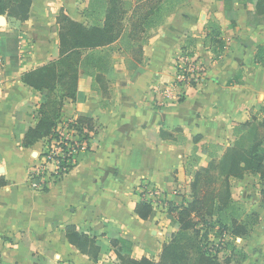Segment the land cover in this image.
Masks as SVG:
<instances>
[{
  "label": "crops",
  "instance_id": "crops-1",
  "mask_svg": "<svg viewBox=\"0 0 264 264\" xmlns=\"http://www.w3.org/2000/svg\"><path fill=\"white\" fill-rule=\"evenodd\" d=\"M129 3L133 7L136 0ZM106 10L102 0H32L27 21L0 16V39L8 52L19 55L17 67L0 56V264H35L37 259L43 264H95L64 233L68 226L85 231L105 223L133 243L134 259L158 262L163 246L179 233L168 216L169 206L192 202L195 173L220 161L229 148L254 146L264 116L245 125L253 110L264 106V65L256 62L264 47V25H249L247 11L252 8H245V0H185L151 31L141 65L135 66L121 41L96 50L109 53L112 74L81 69L79 90L85 101L64 98L60 112L61 126L76 123L81 114L91 116L90 151L49 188H33L29 171L39 163L45 139L30 148L22 141L39 123L42 98L23 76L58 59L61 11L75 22L95 26L94 21L103 24ZM213 29L224 43L217 54L205 46ZM185 49H194L204 63L202 83L178 89L179 100L167 99L163 90L175 81L176 63ZM231 193L245 216L240 220L252 213L259 220L246 237L228 235L220 254L225 259L234 249L245 256L240 264H264L259 175L232 180ZM142 202L153 208L146 221L135 212ZM216 233L217 227L211 242L219 240ZM183 235L194 240L192 231ZM115 258L113 252L102 254L98 264H115Z\"/></svg>",
  "mask_w": 264,
  "mask_h": 264
},
{
  "label": "trees",
  "instance_id": "trees-1",
  "mask_svg": "<svg viewBox=\"0 0 264 264\" xmlns=\"http://www.w3.org/2000/svg\"><path fill=\"white\" fill-rule=\"evenodd\" d=\"M104 1L107 10L102 25L86 26L73 21L61 11L57 17L60 38L58 59L24 74V83L41 94L42 102L39 123L25 132L23 147L30 148L42 139L55 136L61 123L60 112L64 98L74 102L85 101V94L79 90L81 69L93 68L112 74L107 59L109 53L97 54V49H105L118 41H125L126 47L131 50L135 66L141 65L144 61V46L152 37L151 31L160 26L165 16L185 0H136L130 16L126 8L132 6L130 3L124 0H102ZM31 5L32 0H0V16L8 15L19 21H27ZM248 7L252 8L247 11L249 25H264V0H245V8ZM219 35V31L213 29L206 37L205 46L208 43L215 54L224 47ZM0 56L10 58L13 67L18 66L19 55L17 52L7 51L4 38L0 39ZM256 62L264 65V47L259 48ZM141 73L142 70L139 69L136 75ZM256 113L264 114V106L253 110L251 120L245 126L259 121ZM76 124L80 130L94 131L90 115H79ZM259 127L263 132L262 135L257 133L252 149L229 148L220 161L195 173L191 184L192 202L187 206L170 204L168 216L179 233L172 235L170 242L163 246L158 262L148 258L134 259L133 243L123 238L119 229L109 223L85 231L68 226L64 233L65 239L81 254L89 256L95 264H98L100 255L112 252L116 256L115 264H222L219 253L223 250L218 251L210 242V235L215 227H218L216 235L219 238L224 234L243 238L250 234L259 220L256 213L240 220V211L233 203L231 193L232 180L243 179L247 173H253L259 175L264 194V151L260 150L264 145V117L259 121ZM83 156V153L77 156L74 167ZM135 212L140 219L146 221L151 217L153 208L142 202L137 204ZM103 229L106 231L102 232ZM189 231L193 232L191 239L194 240H189L185 235L179 236L180 233ZM212 250H216L218 254H213ZM231 260L240 264L245 256L233 249L231 255L224 259L227 263ZM35 264L43 262L37 259Z\"/></svg>",
  "mask_w": 264,
  "mask_h": 264
},
{
  "label": "built area",
  "instance_id": "built-area-1",
  "mask_svg": "<svg viewBox=\"0 0 264 264\" xmlns=\"http://www.w3.org/2000/svg\"><path fill=\"white\" fill-rule=\"evenodd\" d=\"M204 69L205 65L199 61L198 56L184 50L176 63L175 81L163 90L164 97L181 99V94H178L177 90L200 85ZM91 137V132L86 129L80 130L76 123L62 126L59 124L55 136L44 140L39 163L30 168L29 180L33 188L45 190L66 176L76 164L77 156L90 151ZM152 195L157 197L159 194L154 192ZM227 237L228 235L224 234L219 238V243L214 244L218 251L224 249ZM211 252L218 254L216 250Z\"/></svg>",
  "mask_w": 264,
  "mask_h": 264
},
{
  "label": "rangeland",
  "instance_id": "rangeland-1",
  "mask_svg": "<svg viewBox=\"0 0 264 264\" xmlns=\"http://www.w3.org/2000/svg\"><path fill=\"white\" fill-rule=\"evenodd\" d=\"M128 1V3H129V0H127ZM167 3H169V5L171 6L172 5V3H170V2H166V4ZM132 5V4H131ZM131 7L132 6H126V8L129 10V12H128V16H130L131 15ZM96 20V19H95ZM100 21H102V19H100ZM95 25H98V22L97 21H94L93 22ZM100 23V22H99ZM122 43H120V45H122L123 47L125 46L126 47V42L125 41H121ZM124 47V48H125ZM207 47L208 48H210L209 46H208V43H207ZM190 49V48H189ZM187 50V51H190V52H192L193 53V55H196L197 56V54L194 52V49L193 50ZM131 52L130 51H127L126 52V54H130ZM199 58V57H198ZM203 63V62H202ZM257 116H259V118L260 117H262L264 114L263 113H258V114H256ZM261 119H263V117L261 118ZM258 132H259V134L260 135H262V132H263V129L261 128V127H259V129H258ZM240 211V210H239ZM239 215L242 217V218H244L245 216H244V214H243V212L241 213H239ZM174 228V227H173ZM214 229V228H213ZM215 230V229H214ZM213 233V232H212ZM172 235V234H171ZM168 236H170V234L168 235ZM211 240V239H210ZM211 242V241H210ZM216 243H219V240H213V242H212V244H216ZM195 256H197V253H195ZM221 254L219 255V258L223 261L224 259H223V257L221 256ZM106 261L109 263V260L108 259H106Z\"/></svg>",
  "mask_w": 264,
  "mask_h": 264
},
{
  "label": "water",
  "instance_id": "water-1",
  "mask_svg": "<svg viewBox=\"0 0 264 264\" xmlns=\"http://www.w3.org/2000/svg\"><path fill=\"white\" fill-rule=\"evenodd\" d=\"M0 20L3 21V17H0Z\"/></svg>",
  "mask_w": 264,
  "mask_h": 264
}]
</instances>
